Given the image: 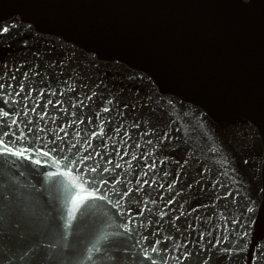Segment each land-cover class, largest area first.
Here are the masks:
<instances>
[{
	"label": "water",
	"instance_id": "obj_1",
	"mask_svg": "<svg viewBox=\"0 0 264 264\" xmlns=\"http://www.w3.org/2000/svg\"><path fill=\"white\" fill-rule=\"evenodd\" d=\"M0 21L19 25L0 45V74L7 65L17 90L23 80L43 91L20 98L17 111L35 107L26 119L63 153L52 166L44 162L51 155L41 165L9 159L0 186L23 194L34 210L33 235L51 241L53 264H110L113 254L121 264H143L146 254L168 262L179 255L173 240L188 246L185 264L205 256L228 264L223 248L238 243L241 228L226 218L247 223L250 197L257 200L256 235L264 237V17L240 0H0ZM34 51L42 57L33 58ZM128 89L152 96L151 120ZM160 129L171 133L163 145ZM249 156L256 166L245 168L240 161ZM64 157L77 163L66 169ZM57 169L69 174L48 175ZM81 176L96 177L103 202L85 200L95 189ZM124 225L135 232L125 233ZM226 231L228 240L213 247ZM157 239L167 248L141 250Z\"/></svg>",
	"mask_w": 264,
	"mask_h": 264
},
{
	"label": "snow or ice",
	"instance_id": "obj_2",
	"mask_svg": "<svg viewBox=\"0 0 264 264\" xmlns=\"http://www.w3.org/2000/svg\"><path fill=\"white\" fill-rule=\"evenodd\" d=\"M18 27L19 25L15 22L0 21V45H3L5 39H7ZM21 47L28 48V41H23ZM31 55L35 59H40L42 57V54L38 51L32 52ZM74 55L75 54L72 53L66 59L70 61L74 58ZM55 63L56 62H53V66H55ZM59 63L61 67H64L65 61ZM7 67V65H4L5 72L0 74V172L4 169L7 161L13 157H15L16 160L25 159L36 165H41L42 160L51 155L55 158L51 161L44 160V162L48 163L49 166L58 164L61 157L55 154L61 152V155H63L62 151L55 146V142H53L52 146H49L43 139L41 133L44 132L45 129H37L33 120L26 119L28 111L35 112L36 108H29L28 105L25 104L17 111L20 98L29 100L32 98V91H40L41 95H43V91L37 89L35 86L29 89L23 80L19 81V90H17V88L14 87L17 77L13 72L7 71ZM22 67L23 65L16 67L15 72H20ZM23 75L27 77L28 73L25 72ZM129 79H134V77H130ZM65 83H67V81H65ZM98 87L99 85H97V88ZM69 89L75 91V89H72L70 86ZM128 91L134 92L133 99L139 103L141 108L146 110L147 116L149 120H151L155 112L152 106V96L148 95L146 99H141V91L139 89H128ZM96 95L97 92L93 91L86 99L91 101ZM114 99L115 97L105 101L102 109L103 112L111 111L109 106L113 104ZM49 103H51V101H49ZM122 103H124L125 108L130 106L126 102L122 101ZM80 104H83V101H80ZM9 105H11V107H9ZM22 114L25 119L20 118ZM46 114L45 112V115ZM40 120H43V116L40 117ZM177 131H179V129H177ZM26 132L31 135V140L26 138ZM117 132H119V128H117ZM145 135H147V133H145ZM158 135L161 137L159 143L163 145L169 140L171 133L160 129ZM36 141H39V144H37ZM148 143L151 144L152 141L149 140ZM33 156L40 158L33 160ZM88 158L90 159L91 156L89 155ZM16 160H13V163H16ZM69 163L75 165L77 161L64 157L63 167L67 169ZM184 163L187 164L188 160H185ZM240 163L245 168L256 166V160L250 156L248 158H242ZM117 167H119V165H117ZM107 170V168L104 169L105 172ZM72 171H76L79 175V171L82 170L73 168ZM90 171L96 172L97 168L93 167ZM261 172L264 174V162L261 164ZM58 173L59 169H57L56 172H48V175L56 176ZM59 174L65 175L69 173ZM80 180L87 188L95 189V194L90 192L85 198L86 201H104V189L97 187V183L94 182L96 181V177L86 178L85 176H81ZM101 180H103L102 177ZM103 183L107 185L108 181L103 180ZM119 183H121L119 180L115 181V184ZM145 183H147V181H145ZM114 186L115 185H113V187ZM132 191V189H128L116 194L118 201L119 197H127ZM258 194L261 198H264V184L260 185ZM228 195L232 196L233 193L229 192ZM237 195H239L238 190ZM84 207L87 208V204H84ZM257 212V200L250 197L246 205V215L244 217L247 223L241 224V220L235 216L226 218L229 223L240 226L241 228L240 233L236 234L238 243L230 246L226 245L223 248V255L228 258V264H232L234 258L237 261L242 259L244 264H264V237H257L256 230L259 225L258 221L253 219V217L257 215ZM73 216L74 212L70 211L68 221L64 226L65 230H67L68 223H71L73 220ZM177 219H179V217ZM34 226V210L26 203L23 194L7 191L0 186V264H53L54 253L50 252L51 241L45 242L36 239L33 235ZM234 230L235 229H233V231ZM124 232H135V229H131L128 225H124ZM205 235L206 233H201L200 239L203 240ZM145 239L147 238L145 237ZM227 240L228 232L226 231L223 236L216 237V245L213 247H217ZM137 243H139V241ZM172 243L179 255L175 257L170 256L169 261L166 262L163 256L154 257L146 254L143 257V264H149V262H151V264H157V259L161 261V264H170L171 259H175L177 264H185L191 257L188 246L185 244H177L174 240ZM160 247L167 248V242L157 239L154 243L149 244L147 248L142 247L141 250L147 253L148 248H151L152 253H157ZM181 249H183V251H181ZM171 251L172 249H168L169 254ZM203 251L207 252L208 246H205ZM6 252L10 253V255H5ZM98 255L99 257H103V252L98 253ZM101 260L103 262L104 259ZM110 264H121V256L119 254H113L110 259ZM201 264H211L210 256L202 257Z\"/></svg>",
	"mask_w": 264,
	"mask_h": 264
},
{
	"label": "flooded vegetation",
	"instance_id": "obj_3",
	"mask_svg": "<svg viewBox=\"0 0 264 264\" xmlns=\"http://www.w3.org/2000/svg\"><path fill=\"white\" fill-rule=\"evenodd\" d=\"M243 4L250 6L259 16L264 17V0H240Z\"/></svg>",
	"mask_w": 264,
	"mask_h": 264
}]
</instances>
